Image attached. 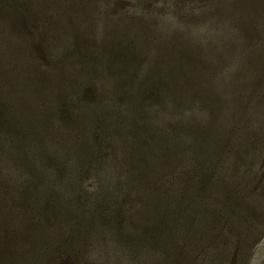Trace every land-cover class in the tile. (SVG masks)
Here are the masks:
<instances>
[{"label": "rangeland", "instance_id": "obj_1", "mask_svg": "<svg viewBox=\"0 0 264 264\" xmlns=\"http://www.w3.org/2000/svg\"><path fill=\"white\" fill-rule=\"evenodd\" d=\"M0 124V264H264V0H0Z\"/></svg>", "mask_w": 264, "mask_h": 264}, {"label": "trees", "instance_id": "obj_2", "mask_svg": "<svg viewBox=\"0 0 264 264\" xmlns=\"http://www.w3.org/2000/svg\"><path fill=\"white\" fill-rule=\"evenodd\" d=\"M0 126L2 127L3 125L2 124H0ZM3 128H4V130H8V131H10L9 130V127H7V125L5 124V126H3ZM10 133V132H9ZM8 138V137H7ZM7 138H5L4 140H5V143H6V139ZM8 140H9V138H8ZM9 142V141H8ZM64 264H67L66 262H64Z\"/></svg>", "mask_w": 264, "mask_h": 264}]
</instances>
